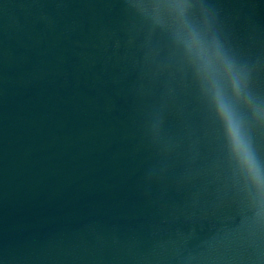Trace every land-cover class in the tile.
Segmentation results:
<instances>
[{"label":"water","instance_id":"95a60500","mask_svg":"<svg viewBox=\"0 0 264 264\" xmlns=\"http://www.w3.org/2000/svg\"><path fill=\"white\" fill-rule=\"evenodd\" d=\"M186 23L248 76L260 183L193 81ZM0 264H264V0H0Z\"/></svg>","mask_w":264,"mask_h":264},{"label":"clouds","instance_id":"9594fccd","mask_svg":"<svg viewBox=\"0 0 264 264\" xmlns=\"http://www.w3.org/2000/svg\"><path fill=\"white\" fill-rule=\"evenodd\" d=\"M182 31L180 46L194 83L214 106L237 166L253 182L260 183L257 161L234 111L237 104L253 102L248 91L247 74L238 68L234 53L219 34L212 31L211 25L205 24L201 28L194 23H186ZM229 89L231 97L226 95Z\"/></svg>","mask_w":264,"mask_h":264}]
</instances>
